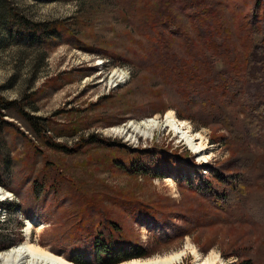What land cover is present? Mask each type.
I'll use <instances>...</instances> for the list:
<instances>
[{
    "label": "rangeland",
    "instance_id": "1",
    "mask_svg": "<svg viewBox=\"0 0 264 264\" xmlns=\"http://www.w3.org/2000/svg\"><path fill=\"white\" fill-rule=\"evenodd\" d=\"M1 2L11 14L4 19L5 27L12 25L16 31L17 18L22 15L32 22L57 24L63 35L54 46L51 43L37 50V46L16 41L14 30L16 37L8 36L0 26V97L14 102L0 119V186L13 195L0 202L2 243L21 238L16 245L24 243L31 221L34 242L67 258L76 256L67 233L82 218L86 206L94 210L93 224L99 211H105L109 221L118 222L130 238L147 246L151 257L175 252L192 242L203 256L216 252L223 264H237L239 253L254 264H264L261 209L256 212L253 230L239 225L249 221V205L239 211L236 208L226 224L198 228L181 237L185 230L180 229L183 223L178 213L166 212V221L159 222L142 213L129 216L114 201L136 197L148 206L179 210L197 203L191 192L182 190L184 180L198 181L210 166L231 169L232 174L240 168L236 156L241 148L228 144L224 139L228 131L221 129L230 123L242 127L238 97L231 95L214 104L210 101L223 97H180L157 67L159 48L140 27V12L147 11V0ZM228 9L227 18L236 23L237 17ZM185 27L195 35L189 23ZM232 47L230 59L210 52L201 56L214 59L217 75L228 77L229 88L237 90L239 85L233 83L244 79V54L239 44ZM177 50L184 56L182 48ZM190 91L186 86L185 94ZM172 110L177 117L181 112L194 131L207 136L212 146L208 163H199L183 138L162 121L149 137L133 139L115 131L157 116L164 120ZM23 113L39 117L45 132L33 131ZM92 135L97 137L86 141ZM52 143L66 148L61 150ZM250 149L261 153L252 144ZM262 154V161L250 160L241 171L252 177L251 196L259 190L264 198ZM133 169L141 174L130 173ZM20 231L22 237H16ZM86 253V260L96 264L93 251ZM177 264H195V258L189 255Z\"/></svg>",
    "mask_w": 264,
    "mask_h": 264
},
{
    "label": "trees",
    "instance_id": "2",
    "mask_svg": "<svg viewBox=\"0 0 264 264\" xmlns=\"http://www.w3.org/2000/svg\"><path fill=\"white\" fill-rule=\"evenodd\" d=\"M146 4L147 11L140 12V27L146 31L145 37L159 48L161 60L157 62V67L164 75L165 81L175 87L180 97L188 100L192 96L198 99L204 94L205 99L216 98L218 95L223 97L210 101L212 104L228 99L231 95L238 97L240 112L243 115L242 127L237 128L229 122L230 125L223 124L221 129L228 131V136H224L228 144L241 148L236 156L240 168L232 174L231 169L221 171L220 166H210L208 173L199 175L198 181L192 178L184 180L181 183L182 190L191 192L197 203L184 205V208L179 210L168 211L157 205L148 206L136 197L114 201L129 216L142 213L159 222L166 221L167 213H178L183 223L180 229L185 230L181 237L190 235L198 228L226 224L236 208L239 211L241 207L250 205L249 221L239 225H245L251 230L254 227L252 224L255 222L256 212L261 209L263 214H259L264 215V198L259 196V190L251 196L252 177L241 170L246 169L250 160L262 161L261 153L264 155V0H147ZM5 7L6 4L0 0V26L8 36L13 37V26H4V19L11 15ZM229 7L237 17L236 23L234 18L229 20L226 16ZM15 15L19 16L17 13ZM17 21L16 31L14 30L18 36H15L18 39L16 41L31 47L37 46V50L50 47L51 43L54 46L60 42L58 38L63 36L57 24L32 22L22 15ZM187 23L192 26L194 36L185 27ZM5 41L6 38L1 42L4 44ZM236 44L243 49L244 79L241 83H233L235 86L239 85L238 89L234 90L229 88L228 77L218 76L213 69L214 59H202L201 55L210 52L211 55L220 54L230 59L228 52L233 48L232 45ZM177 47L184 50V56L179 54ZM186 86L191 89L187 94ZM13 103L5 102L0 97L1 120L6 116L4 111ZM177 114L181 119L186 118L181 112ZM23 116L31 124L33 131L39 134L45 132L39 117L28 113H23ZM96 137L97 135H92L86 141ZM52 144L61 150L66 148L60 143ZM251 144L261 151L259 155L251 152ZM130 173L141 174L137 169ZM0 184L3 185L1 182ZM93 212L94 210L84 206L82 218L74 223L67 233V239L73 241L74 250L77 251L76 256L68 257L70 261L90 264L86 260V251L89 249L96 255V264H118L134 258L146 259L153 256L150 249L140 240L130 238L122 225L109 221L105 211H99L97 223L93 224ZM19 227L22 225L19 224ZM21 235L20 231L16 237ZM2 239L0 234V251L8 250L23 240L21 238L18 242L14 240L5 244ZM86 243L88 245H85ZM238 255L240 261L237 264H254L250 257H243L240 253Z\"/></svg>",
    "mask_w": 264,
    "mask_h": 264
},
{
    "label": "bare ground",
    "instance_id": "3",
    "mask_svg": "<svg viewBox=\"0 0 264 264\" xmlns=\"http://www.w3.org/2000/svg\"><path fill=\"white\" fill-rule=\"evenodd\" d=\"M122 75L123 73H120L119 77ZM165 117L164 120H161L157 116L140 124L132 123L125 128H115V131H118L120 134L130 135L133 139L139 135L149 137L162 121L166 127L173 129L174 132L183 138L187 147H190L191 151L195 153L199 163L209 162L212 157V146H209L207 136L204 133L194 131L191 123L177 117L174 110L166 112ZM12 198V193L0 186V202ZM33 228V224L30 221L28 226H26L24 243L13 246L5 252H0V264H76L66 256L53 252L49 247L34 242L31 239ZM189 255H193L195 264H223L224 262L214 251L207 256H203L192 242H188L183 248L175 252L146 259H132L131 261L118 264H177Z\"/></svg>",
    "mask_w": 264,
    "mask_h": 264
}]
</instances>
